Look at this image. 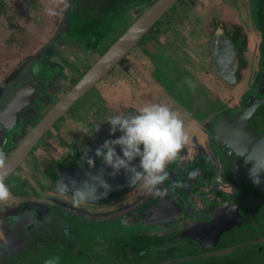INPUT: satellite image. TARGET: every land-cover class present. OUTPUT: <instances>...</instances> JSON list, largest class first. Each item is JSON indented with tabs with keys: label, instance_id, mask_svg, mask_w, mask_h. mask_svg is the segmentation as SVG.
<instances>
[{
	"label": "flooded vegetation",
	"instance_id": "1",
	"mask_svg": "<svg viewBox=\"0 0 264 264\" xmlns=\"http://www.w3.org/2000/svg\"><path fill=\"white\" fill-rule=\"evenodd\" d=\"M155 1L69 0L53 48L63 47L66 50L64 59L69 60L74 74H78L96 58L95 62ZM180 1L183 5L184 0ZM259 2L255 0L256 27L262 42L259 46L260 61L249 91L243 93L239 100L229 99V92L244 90L251 45L246 25L230 10L224 8L220 14L210 11V19L198 29H192L188 24L190 19H186L187 31L171 25L170 18L174 16H168L163 22L161 18L133 48L136 50L130 55L132 49L119 64L120 70L128 74L126 60L146 55L147 63L144 64L149 67L147 70L143 67L139 75L152 86L143 79L142 82L136 79L133 82L135 86L129 88H120L116 83L115 93H108L109 98L99 94L102 99L95 111L82 118L79 130L65 133L52 131L60 125L64 126L66 120L57 127L55 125L71 108L5 181L9 186L12 180L17 188L14 197L18 199V205L0 213L1 221L11 228L4 230V234L14 237L11 242L16 240L20 230L23 234L30 233L43 220L56 218L59 228L64 231L77 232L88 228L92 233L108 235L116 240L112 242L124 244L126 240L127 248L146 256L149 264H200L214 257L232 254L243 256L248 264H264V196L249 190L243 179H234L226 174L225 155L213 144V124L217 119L226 113L232 116L243 111L254 98H264V84L257 88L263 73L264 44V16L259 14ZM218 28L224 30L238 50L237 81L219 75L222 72L218 74V68L213 67L215 62L208 46ZM194 30L199 32V38L194 37ZM240 34L247 37L243 51L236 43ZM159 35L166 36L168 42L159 44L158 48L146 54L141 46L150 40L156 41ZM183 36L193 42V53L183 48ZM53 58L58 60L59 55ZM48 59V55L42 53L37 60L29 62L0 94L1 109L12 97V88L32 66L37 69L35 75L43 71L44 80L37 87L34 102L20 112L17 126L7 132L0 125V146L8 136L3 150L6 159L61 98L47 104L45 89L59 77L62 68L60 63ZM242 60L247 62L244 69L241 68ZM189 81L194 87L189 86ZM132 88L136 94L134 97L130 93ZM148 104H163L178 111L189 135V143L181 158L169 164V178L160 186L167 189L165 197L148 195L137 185L131 192L113 201L104 204L87 202L75 207L71 195L55 190L61 179L60 170L81 167L88 164L89 159L95 161V167L103 163L96 156V150L105 141L120 136L118 131L115 136L111 134L107 123L109 116L134 115ZM44 109L48 110L43 113ZM32 118L34 124L25 133L26 119ZM251 124L257 133H264V104L253 112ZM116 150L119 153V147ZM28 167L25 174L22 170ZM238 213L244 220L243 224L226 231L225 222L233 216L237 217ZM242 230L248 231V237L241 241L233 240ZM11 242L0 249L10 246Z\"/></svg>",
	"mask_w": 264,
	"mask_h": 264
},
{
	"label": "water",
	"instance_id": "2",
	"mask_svg": "<svg viewBox=\"0 0 264 264\" xmlns=\"http://www.w3.org/2000/svg\"><path fill=\"white\" fill-rule=\"evenodd\" d=\"M180 0H156L153 2L126 31L85 71L66 93L48 110L33 126L25 138L6 159L5 181L18 169L37 145L39 140L91 89L117 67L139 41L173 8ZM211 58L218 68V74L237 81L238 50L224 30L218 28L208 46ZM263 73L258 87L264 84V44L262 47ZM34 66L12 88L11 98L0 109V125L7 132L12 131L20 118V112L33 104L38 85L44 80L43 71L38 72ZM32 76H34L32 78ZM37 76V77H35ZM224 78V77H223ZM264 104V98H254L247 103L243 111L222 115L213 124V144L225 155L226 174L234 179H243L249 190L264 196V133H257L251 124L253 112ZM119 132V131H118ZM120 135H122L119 132ZM8 142L6 135L0 150H4ZM120 149V148H119ZM122 156V152L119 153ZM139 159L132 166L139 165ZM112 169L104 163L91 167L84 164L74 169H62L60 182L55 189L59 191L60 183L73 190L88 188L95 190L96 199L89 203H107L116 197L128 194L135 187L128 182V174L121 170L118 175H111ZM258 181V183L256 182ZM66 195H72L69 192ZM224 227L230 230L241 226L244 222L241 215L231 217ZM219 240V237H218Z\"/></svg>",
	"mask_w": 264,
	"mask_h": 264
},
{
	"label": "rangeland",
	"instance_id": "3",
	"mask_svg": "<svg viewBox=\"0 0 264 264\" xmlns=\"http://www.w3.org/2000/svg\"><path fill=\"white\" fill-rule=\"evenodd\" d=\"M1 1L4 4L5 11L0 12V94L5 85L14 79L25 65L29 62L37 60L41 54L44 53L48 55L49 61L60 63L59 65L62 67L59 77L55 81L49 83L44 92L47 96V104L56 102L66 93L72 84H74V82L81 77L85 70L88 69L96 59L95 58L90 61L87 67L78 72V74H74L73 67L69 63V60L64 59L66 50H64L63 47H58L59 50L53 48L55 40L57 39V32L60 29V20L67 4L69 3V0ZM183 3L185 5H182L181 1H179L162 18V22L171 15L174 16L170 18V20H172L171 25L175 26L177 29L184 31L188 30L186 28V19H190L188 24L191 25L192 29H198L205 20L208 21L210 19V11L220 14V12H222L225 8L226 11L230 10L239 21L246 25L248 31L250 32L251 45L248 55L249 69L246 72L243 83L244 90L240 93L229 92L228 94L229 99L236 98L239 100L243 93L249 91L259 69V46L262 42L260 33L256 27L255 0H184ZM179 7L180 9L178 10ZM193 34L195 38H199V32L196 33V30H194ZM168 35H171V33L168 32ZM165 37L163 35H159L156 41L150 40L141 47L145 50L146 54H148L150 51L158 48L159 44L168 42ZM181 39L183 48L189 50L190 53H193L191 52L193 42L189 40L190 38L186 39L183 36ZM135 50L136 49H133L130 55ZM56 54L59 55L58 60L53 58ZM145 56L143 57L141 55L135 60H131L132 57H130L126 60V66L129 69V71H127L128 74H126L123 69L120 70V65L115 67L102 81H100V83H98L96 87L91 89L72 107L71 111L64 116L62 121L55 125L57 127V125L62 124L63 121L66 120L64 126L60 125L52 131L65 133L79 130V123L83 121L82 118H86L89 113L95 111L94 109L102 99V95L109 98V96H107L108 93H115L116 83H118V87L120 88H129L135 86L133 82L136 81V79H139V81L142 82L143 78H141L142 76L139 74L143 72L142 70L144 68L147 70L149 67L148 64V66H145L146 64H144L147 63ZM115 75L117 76L115 77ZM144 82L152 86L151 83H147V81ZM122 90L125 91L124 89ZM100 93H102L101 96L99 95ZM130 93L132 97L136 95L133 88ZM46 110L48 109H44L43 113H45ZM34 121L35 120H33V118L31 120L26 119L25 133L30 130ZM28 170L29 167L23 169L22 171L26 174ZM9 188L12 192V198L6 203L0 204V213L4 212L5 209L18 205V199L14 197V193H16L15 190L17 191V188L12 180L9 182ZM60 217L62 216L60 215ZM1 220L3 219L0 217V247H3L6 246V244H9L14 237L10 238L9 235L4 234L5 229L9 230L11 228L9 225L4 224ZM49 220L45 219L42 223H39L37 230L40 232L45 231L47 233L57 231L60 224L58 220L56 218H53L52 221ZM247 234L249 235L248 231L242 230L236 235V237H233V240L241 241L248 237ZM18 235L22 237L24 234L20 230ZM100 242L102 244L99 245L95 251L97 256H102L105 249L104 240L100 239ZM18 244L20 245V241Z\"/></svg>",
	"mask_w": 264,
	"mask_h": 264
},
{
	"label": "clouds",
	"instance_id": "4",
	"mask_svg": "<svg viewBox=\"0 0 264 264\" xmlns=\"http://www.w3.org/2000/svg\"><path fill=\"white\" fill-rule=\"evenodd\" d=\"M188 83L190 87H194L191 81ZM107 123L113 136L117 131L122 135L105 141L96 150V156L113 170L111 175H118L124 170L128 174L130 185H140L148 195L165 197L167 189L160 186L169 178L167 168L181 158L182 151L189 143V135L181 114L167 105L148 104L134 115H111L107 118ZM117 147L120 148L122 156L117 153ZM137 158L139 165L132 166ZM88 163L95 166L92 159ZM6 166L5 153L0 150V204L12 198V192L5 183ZM59 191L61 194L72 192L71 199L75 207H80L90 199H96L95 190L88 188L73 190L60 183ZM46 264H53V261L49 260Z\"/></svg>",
	"mask_w": 264,
	"mask_h": 264
},
{
	"label": "trees",
	"instance_id": "5",
	"mask_svg": "<svg viewBox=\"0 0 264 264\" xmlns=\"http://www.w3.org/2000/svg\"><path fill=\"white\" fill-rule=\"evenodd\" d=\"M259 4V14L264 16V0H260ZM4 11V4L0 0V12ZM262 19L264 20V17ZM236 40L240 51H243L247 42L246 35L240 34ZM246 64L247 62L242 60L241 68L244 69ZM100 239L104 240L105 249L102 256H97L95 251L102 244ZM112 241L116 240L108 235L92 233L88 228L77 232L58 228L50 233L40 232L36 228L22 237L17 235L10 246L1 248L0 264H46L49 260L53 261V264H149L146 256H140L136 251L127 248L126 240L124 244ZM200 264H248V261L243 256L232 254L214 257Z\"/></svg>",
	"mask_w": 264,
	"mask_h": 264
}]
</instances>
